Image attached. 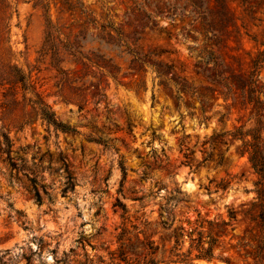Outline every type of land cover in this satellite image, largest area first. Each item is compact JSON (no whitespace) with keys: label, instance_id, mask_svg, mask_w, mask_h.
<instances>
[{"label":"rangeland","instance_id":"rangeland-1","mask_svg":"<svg viewBox=\"0 0 264 264\" xmlns=\"http://www.w3.org/2000/svg\"><path fill=\"white\" fill-rule=\"evenodd\" d=\"M9 1V12L2 13L0 4L10 28L0 43V83L8 77L7 64L18 65L58 118L77 131L56 130L21 87L15 94L12 83L0 84V264H107L123 221L117 199L133 217L139 207L132 187L148 195L139 214L150 219L177 188L189 199L179 202L182 210L204 207L210 218H227L228 209H236L234 229L215 249L228 261L199 262L254 264L247 252L260 234L252 209L260 176L240 154V140L226 135L217 146L210 141L214 133L253 125L254 107L205 89L213 85L196 65L207 42L203 9L188 0ZM229 9L234 22L221 29L224 68L247 72L258 49L249 35H264V0H236ZM49 21L63 37L82 41L93 60L118 70H85L50 47L44 54ZM105 29H113V42L103 39ZM155 47L165 52L153 57L202 94L179 98L176 85L163 82L152 67L133 68L135 51ZM52 56L63 58L62 69ZM242 237L250 245H240Z\"/></svg>","mask_w":264,"mask_h":264},{"label":"trees","instance_id":"trees-1","mask_svg":"<svg viewBox=\"0 0 264 264\" xmlns=\"http://www.w3.org/2000/svg\"><path fill=\"white\" fill-rule=\"evenodd\" d=\"M188 1L196 9H203L200 17L201 25L208 28L207 42L200 46V51L196 55L198 58L196 65L213 85L205 89L212 92L219 91L225 101L240 100L244 105L254 107L253 125L247 127L242 124L234 130L214 133L210 137V141L217 146L225 142L224 137L226 135H229L233 141L240 140V154L248 155L252 168L260 176L255 183L256 201L252 203V209L256 210L260 234L256 238V244L247 254L254 257V264H262L264 257V77L261 76V71L264 68V35L262 39L249 35L251 40L257 42L258 49L252 58L251 68L247 72L226 69L224 68L225 61L220 53L221 29L234 22L229 3L236 0ZM0 4L3 6L2 13L9 12L12 7L9 0H0ZM73 8L72 5L69 6L70 11H73ZM112 30H104L103 39L105 42L114 41L115 35ZM9 31V23H5L4 16L0 17V43L8 40ZM63 34L59 27L49 21L45 45L41 51L48 54L47 49L50 47L55 49V55L67 52L75 62L82 63L85 70L97 67L101 73L111 74L118 70L119 67L116 64H110L109 61L93 60L88 53L84 52L82 41L72 39L70 35L63 37ZM120 34L121 36L124 35L123 32ZM58 38H60L59 42H57ZM163 52L165 51L159 50L157 47L147 51H135L133 68L145 72L147 66L152 67L163 82L168 84L173 82L176 85L179 98L183 92L202 94L185 78H181L173 72L172 65L153 57L160 56ZM52 59L53 63L62 69L59 67V63L63 58L55 59L52 56ZM6 73H8V77H3L0 84L12 83L15 94H17V88L21 87L24 91V98L44 121L56 130L65 133L77 131L75 127L58 118L52 106L18 65L9 62ZM28 93L30 96H27ZM2 136L4 137V144L8 147L11 146L10 137L7 134H2ZM122 169L125 180L126 168L122 167ZM207 189L211 194L210 187ZM128 191L133 194V200L139 202V207L135 209V216L133 217L127 204L117 199L115 207L121 210L123 221L117 228L120 230L117 234L118 246L109 252L110 260L107 264H200L199 261L201 260L212 261L214 259L228 261L227 256L217 254L215 249L221 246L222 238L229 236L230 231L234 229L233 224L237 220L238 214L236 209L229 208L227 218L222 214L216 218H210L209 211L203 212L204 207L187 205L186 209L182 210L179 207V202H187L189 199L182 195L183 192L180 188H177L174 193L166 196V203H159L156 209L157 216L150 219L145 211L139 214L146 207L144 201L148 195L134 187L129 188ZM173 200L176 201L173 203ZM153 211L155 210L151 209V212ZM156 236L159 237L160 242L155 239ZM239 244L250 245L246 237H242Z\"/></svg>","mask_w":264,"mask_h":264}]
</instances>
